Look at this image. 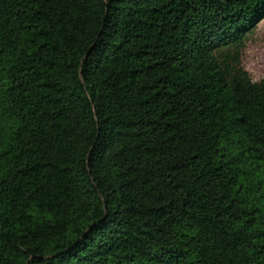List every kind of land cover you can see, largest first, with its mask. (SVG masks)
Segmentation results:
<instances>
[{
    "label": "trees",
    "instance_id": "16d2710c",
    "mask_svg": "<svg viewBox=\"0 0 264 264\" xmlns=\"http://www.w3.org/2000/svg\"><path fill=\"white\" fill-rule=\"evenodd\" d=\"M264 0H0V264H264Z\"/></svg>",
    "mask_w": 264,
    "mask_h": 264
},
{
    "label": "rangeland",
    "instance_id": "374dc122",
    "mask_svg": "<svg viewBox=\"0 0 264 264\" xmlns=\"http://www.w3.org/2000/svg\"><path fill=\"white\" fill-rule=\"evenodd\" d=\"M241 68L254 83L264 80V18L256 23L246 37L241 55Z\"/></svg>",
    "mask_w": 264,
    "mask_h": 264
}]
</instances>
